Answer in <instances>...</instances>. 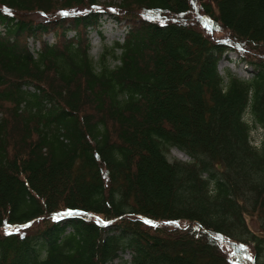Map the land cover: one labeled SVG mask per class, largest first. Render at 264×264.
Segmentation results:
<instances>
[{"label": "trees", "instance_id": "obj_1", "mask_svg": "<svg viewBox=\"0 0 264 264\" xmlns=\"http://www.w3.org/2000/svg\"><path fill=\"white\" fill-rule=\"evenodd\" d=\"M0 28V264H264V0H0Z\"/></svg>", "mask_w": 264, "mask_h": 264}, {"label": "rangeland", "instance_id": "obj_2", "mask_svg": "<svg viewBox=\"0 0 264 264\" xmlns=\"http://www.w3.org/2000/svg\"><path fill=\"white\" fill-rule=\"evenodd\" d=\"M101 4H119L120 0H98ZM2 28H0L1 31ZM101 33L97 32H91L90 34V40H91V55L94 58V60L97 62L101 55L104 53L105 49L111 50L115 43H123L124 37L127 33L126 28L119 27V25L111 18L104 17L100 29ZM47 40L52 41V38L48 37ZM30 48L31 51L36 53L37 50H39L40 45L34 44L33 41H30ZM116 55H120V51H116ZM109 65L113 68L115 67L118 62L114 61L112 57H109L108 59ZM219 71L224 76L227 77V75L231 72L233 75L238 76L240 79H251L253 77L252 69L250 67H247L246 64L240 63L238 61V56L236 54H230L229 58L223 59L220 61L219 64ZM246 120L249 122L251 127H253L251 132V139L253 145L259 146L262 142L263 138V130L259 126H254L253 119L250 116L249 113L245 114ZM171 159L172 160H181L184 162H189L190 159L182 152H180L177 149L171 150ZM184 155V157H182ZM253 227V230L256 234L260 235V228L257 226V223L254 222L251 224ZM131 260L130 254H122L120 256V259L117 260L114 264H125L126 262H129Z\"/></svg>", "mask_w": 264, "mask_h": 264}, {"label": "snow or ice", "instance_id": "obj_3", "mask_svg": "<svg viewBox=\"0 0 264 264\" xmlns=\"http://www.w3.org/2000/svg\"><path fill=\"white\" fill-rule=\"evenodd\" d=\"M63 15H68V13H63ZM75 215H79V213H78L77 211L73 210V209H67V210H65V211L62 212V213H61V212L56 213V214L52 217V219L58 221V220H60L62 217H71V216H75ZM102 223H104V224L106 225L107 223H109V221H103ZM146 223H148V224H152L153 222L150 221V220H148V221H146ZM5 234L10 235L11 233H9V232H5ZM249 259H252V257L250 256Z\"/></svg>", "mask_w": 264, "mask_h": 264}, {"label": "bare ground", "instance_id": "obj_4", "mask_svg": "<svg viewBox=\"0 0 264 264\" xmlns=\"http://www.w3.org/2000/svg\"><path fill=\"white\" fill-rule=\"evenodd\" d=\"M104 17H109V16L108 15H105ZM182 157H184V155Z\"/></svg>", "mask_w": 264, "mask_h": 264}]
</instances>
